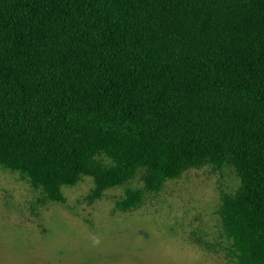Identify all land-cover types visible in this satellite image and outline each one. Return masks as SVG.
Instances as JSON below:
<instances>
[{
  "label": "trees",
  "instance_id": "trees-1",
  "mask_svg": "<svg viewBox=\"0 0 264 264\" xmlns=\"http://www.w3.org/2000/svg\"><path fill=\"white\" fill-rule=\"evenodd\" d=\"M204 163L238 184L197 244L264 264V0H0V168L40 204L138 176L128 210Z\"/></svg>",
  "mask_w": 264,
  "mask_h": 264
},
{
  "label": "rangeland",
  "instance_id": "rangeland-1",
  "mask_svg": "<svg viewBox=\"0 0 264 264\" xmlns=\"http://www.w3.org/2000/svg\"><path fill=\"white\" fill-rule=\"evenodd\" d=\"M90 176L62 185L64 201H37L38 191L14 170L0 168V264H233L216 241L221 192L238 178L227 165L184 170L128 210L114 204L134 177L89 202Z\"/></svg>",
  "mask_w": 264,
  "mask_h": 264
}]
</instances>
